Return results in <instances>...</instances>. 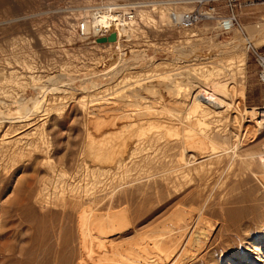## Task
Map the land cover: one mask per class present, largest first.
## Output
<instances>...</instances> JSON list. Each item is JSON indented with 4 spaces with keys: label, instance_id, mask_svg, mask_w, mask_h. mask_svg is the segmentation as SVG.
<instances>
[{
    "label": "rangeland",
    "instance_id": "1",
    "mask_svg": "<svg viewBox=\"0 0 264 264\" xmlns=\"http://www.w3.org/2000/svg\"><path fill=\"white\" fill-rule=\"evenodd\" d=\"M97 1L0 0V110L11 113L16 103L35 97L41 103L33 125L15 135L27 145L0 144V264H90L109 246L143 257L158 240L160 255H172L162 264H264V167L257 156L264 152V124L240 146L239 156L220 148L217 156L201 155L207 148L201 136L227 134L234 114L204 120L189 108L190 97L157 82L191 72L234 97L242 84L245 106L264 107L254 61V51H264V0H202L201 9L213 7L214 18L184 30L169 25L166 11L193 4L144 0L161 5L141 8L139 26L128 24L124 40L131 41L107 49L76 32V22ZM230 16L234 25L222 33L219 20ZM247 41L241 77L232 62ZM120 52H129L127 66L111 77L106 72ZM212 67L219 73L203 75ZM144 83L155 86L137 90ZM9 125L1 123L0 139L16 138ZM215 142L229 147V141ZM203 205L195 226L178 228L183 221L175 223L176 215L184 213L187 221ZM112 212L124 215V226L94 238L98 249L84 246L85 214ZM5 246L11 251L3 253ZM236 253L243 259H234Z\"/></svg>",
    "mask_w": 264,
    "mask_h": 264
},
{
    "label": "bare ground",
    "instance_id": "2",
    "mask_svg": "<svg viewBox=\"0 0 264 264\" xmlns=\"http://www.w3.org/2000/svg\"><path fill=\"white\" fill-rule=\"evenodd\" d=\"M114 1H106L105 3L103 4H94L92 6H90L89 8V14L88 15H91L93 17V22L94 23H99L101 26L106 24V21H105V17H106V13H107V10L109 9V7H111V5L113 4ZM155 1H149L148 3L144 4L143 7H150L151 9H154L155 6L157 5H161V4H154ZM173 3V1H172ZM176 3V2H175ZM178 3V2H177ZM167 4H170V3H167ZM174 10L176 11H182V10H177L176 7H173ZM170 9L172 8H168L166 13H167V20H168V23H169V11ZM189 9V8H188ZM183 10H186V9H183ZM86 15V16H88ZM85 16V17H86ZM132 23L134 22H130V23H121V26L119 25L117 27V35H118V41H120L121 39H124L125 37H129V33L131 32L130 30V27L128 26L131 25ZM113 36V35H112ZM264 40V39H262ZM120 42H117V38L115 39L114 41V44L116 46H118ZM251 42L250 41H247L246 42V47L243 49V51L241 52V54L235 58L234 62H232L234 65H235V72L238 74H240V76L242 77V75H244V66H245V61H246V49H247V46L250 44ZM113 44V45H114ZM235 48V47H234ZM129 52H124V53H118L117 54V57L115 59V61L117 62V64L111 68H109L110 70H108L106 72V74L110 73L111 74V77L117 73H119L120 71H118V66L119 67H125L126 65V62H127V59L129 58L128 55ZM142 57V56H141ZM136 59V58H135ZM141 59V58H139ZM187 62V61H186ZM230 65V64H229ZM127 66V65H126ZM231 66V65H230ZM224 67V66H223ZM200 69H202V67H200ZM229 69V68H228ZM196 70V69H194ZM218 70V69H217ZM215 67H212V68H209V69H205V70H202L203 72V75H209V74H212L214 73L215 71ZM238 70V71H237ZM223 71V70H222ZM122 72V71H121ZM218 72V71H217ZM219 73V72H218ZM105 74V75H106ZM193 73L189 72V75L187 77H182L181 75L177 74V76H175L172 80H168V81H157L158 83L160 82L162 85H165L169 90H173L175 94H179L182 99L186 98L188 99L187 97H190V101H191V104H190V107L191 110L193 109L195 111V113L198 112L199 115L197 116H200V118H203L204 120L207 119V118H215V121L216 122H219V121H222L223 119H228V117L231 116V113L234 114L232 115V122H230V126H231V129L229 130V132L225 135H217V134H213V135H209V134H205L203 136H201V143L200 144H203L205 143L206 144V149L204 147L205 150L203 151V149H198L200 150V154L203 155V154H206L207 156H211L212 154L214 155L215 154V150L216 149H221V152H224V153H228L229 152H233L236 155V156H239L238 154V151H239V148L240 146L245 143L244 141L247 140V138L250 136V134L252 133V131L255 130L256 127H260L262 124H264V107H261V108H257V107H247L245 106V104L243 103V85L241 84L240 88H239V91L237 93H239L238 96L234 97L233 95L236 93L234 92V94L230 93L228 94L226 88H223V86H221L219 83V85L221 86H218V85H215L214 87L210 86L208 83H206V80L204 78L203 79H199V78H195L192 76ZM230 75V74H229ZM110 76V75H109ZM239 76V75H238ZM239 76V77H240ZM205 77V76H204ZM233 77V76H232ZM240 77V78H241ZM171 79V78H169ZM114 80V79H113ZM158 80V79H157ZM214 80V79H213ZM218 80V79H217ZM216 80V82H218ZM231 80V79H230ZM154 82V80H153ZM151 83V81H150ZM149 83H144L143 86H141L139 89L137 90H144V91H151V89L154 88V86L156 85V82H155V85L153 87H151V84ZM154 84V83H153ZM225 85V84H224ZM157 86V85H156ZM136 86H134L135 88ZM136 87V88H137ZM157 89V88H155ZM163 89V88H162ZM135 90V89H134ZM131 91V90H130ZM153 91V90H152ZM155 91V90H154ZM161 90H159V93H160ZM135 92V91H134ZM142 92V91H141ZM157 91H155L156 93ZM144 93V92H142ZM158 93V92H157ZM158 93V94H159ZM163 93V91H162ZM169 93V91L167 92ZM140 94L141 96V93H138ZM145 94V93H144ZM161 94V93H160ZM163 95V94H161ZM237 95V94H236ZM130 96V95H129ZM160 96V95H159ZM132 99L135 98L136 96L135 95H132L131 96ZM142 97H146L147 96H142ZM160 97H164V96H160ZM170 97V96H169ZM238 97V98H237ZM42 98V97H41ZM145 98V99H146ZM152 98V96H151ZM43 99V98H42ZM101 99V98H100ZM130 99V100H132ZM140 99V97H139ZM142 99V98H141ZM141 99H140V102H141ZM160 99H163V98H160ZM166 99V98H165ZM179 99V96L178 98ZM99 100V99H98ZM97 100V101H98ZM135 100V99H134ZM137 100V99H136ZM144 100V99H143ZM180 100V99H179ZM42 101V100H41ZM103 101V100H102ZM150 101V100H149ZM163 101V100H162ZM185 101V100H184ZM15 102V101H14ZM19 102V101H17ZM101 102V101H100ZM134 102V101H133ZM139 102V101H137ZM160 102V101H159ZM166 103V102H164ZM17 104V109L15 111H11V113H7V112H2L0 110V127L1 126V123H3V121L7 120L8 122L10 121V132H14V131H17L16 134H14L13 136L16 137L15 135H19L20 133H22L27 127L28 125L30 124V121H31V115L34 114L35 112V109L37 107V105H41L40 103V100H39V97H35L33 99H27V100H22L21 102L19 103H16ZM151 104V103H150ZM161 105V104H160ZM16 106V105H15ZM153 106V104H152ZM162 106V105H161ZM165 106V105H164ZM186 106V104H185ZM188 106V105H187ZM9 107V106H8ZM13 107V106H12ZM163 107V106H162ZM121 108V107H120ZM157 108V106H156ZM171 108V107H170ZM114 109V108H113ZM142 109V108H141ZM147 109V108H145ZM155 109V108H154ZM153 109V110H154ZM164 109V107H163ZM188 109V108H187ZM117 110V109H116ZM115 110V111H116ZM150 110V109H149ZM152 110V108H151ZM173 110V108H172ZM190 110V109H189ZM120 111V110H119ZM124 111V110H123ZM132 111V110H131ZM141 111V110H140ZM143 111L144 108H143ZM142 111V112H143ZM157 112V110H155ZM165 111V110H164ZM163 111V112H164ZM128 112V111H127ZM133 112V111H132ZM161 112V114L163 113ZM193 112V111H191ZM113 113V112H111ZM116 113V112H115ZM145 113V112H143ZM165 113V112H164ZM163 113V114H164ZM43 114V113H42ZM147 111H146V114L144 115H147ZM159 114V113H158ZM39 115V114H38ZM128 115V114H126ZM133 115H136V114H133ZM132 115V116H133ZM140 115V114H139ZM121 116V115H119ZM143 116V114H142ZM153 116V115H152ZM155 116V115H154ZM171 116V115H170ZM36 117V116H35ZM141 117V116H140ZM173 117V116H172ZM120 118V117H118ZM147 118V117H146ZM176 118V117H175ZM130 119V118H129ZM136 119V118H135ZM163 119V118H162ZM230 119V118H229ZM118 120V119H117ZM124 120V119H123ZM179 120V119H178ZM198 120V119H197ZM121 121V120H120ZM133 121V119H132ZM150 121V120H149ZM174 121V120H173ZM210 121V120H209ZM214 121V122H215ZM32 122V121H31ZM145 122V121H144ZM212 122V121H211ZM115 123V122H114ZM126 123V122H125ZM209 123V122H208ZM36 124V123H35ZM111 124V123H110ZM113 124V123H112ZM116 124V123H115ZM118 124V123H117ZM116 124V125H117ZM139 124V123H138ZM144 124V123H143ZM207 124V123H206ZM33 124L29 125L32 126ZM199 124L197 123V126ZM211 125V124H210ZM16 126V127H15ZM193 129H195L197 126H193L191 125ZM190 126V127H191ZM200 126V125H199ZM198 126V127H199ZM204 126V124L202 125ZM15 127V128H14ZM112 127V126H111ZM151 127V126H149ZM207 127V126H206ZM205 127V128H206ZM24 128V129H23ZM113 128V127H112ZM136 128V127H135ZM201 128V127H200ZM203 128V127H202ZM217 128V127H216ZM215 128V129H216ZM220 128V127H219ZM118 129H120V127L118 126ZM157 129V128H156ZM191 129V128H190ZM192 129V130H193ZM204 129V128H203ZM208 129V128H207ZM226 129V128H225ZM258 129V128H257ZM260 129V128H259ZM19 130V131H18ZM205 130V129H204ZM217 130V129H216ZM222 130V129H221ZM114 132L115 129L113 130ZM137 131V130H136ZM201 131V130H199ZM228 131V130H227ZM40 132V130H39ZM113 132V134H114ZM120 132V131H119ZM161 132V131H160ZM178 132V131H177ZM191 132V130H190ZM220 132V131H219ZM6 133H8V131L6 130L5 133L2 135L4 136ZM38 133V132H37ZM188 133V132H187ZM198 133V132H196ZM42 134V133H41ZM117 134V133H116ZM26 135V134H25ZM99 135V134H98ZM115 135V134H114ZM113 135V136H114ZM156 135V134H155ZM198 135V134H196ZM39 136V135H38ZM41 136V135H40ZM39 136V137H40ZM116 136V135H115ZM199 136V135H198ZM37 137V136H36ZM42 137V136H41ZM194 137V136H193ZM192 139V137H190ZM189 138V139H190ZM196 137H194L195 139ZM199 138V137H198ZM198 138H196L197 142L200 140H198ZM22 136H18L16 138H6V137H1L0 139V144L3 145V144H9L12 140L13 141H16V147H17V143H22L24 145H27V141H22ZM98 139V138H97ZM102 139V138H101ZM111 139V137L109 138ZM188 139V138H187ZM192 139V140H194ZM25 140V138H24ZM29 140V139H27ZM37 140V139H36ZM45 140V139H43ZM216 140L218 141H221L223 143H229V147H220V146H217L216 145ZM35 141V140H34ZM123 141V140H122ZM190 141V140H189ZM195 141V140H194ZM37 142V141H36ZM185 142V141H184ZM200 142V141H199ZM203 142V143H202ZM136 143V142H135ZM190 143V142H189ZM193 144V143H192ZM196 144V143H195ZM12 145H13V142H12ZM11 145V147H12ZM111 145V144H110ZM114 145V144H113ZM129 145V144H128ZM194 145V144H193ZM21 146V145H20ZM35 146V145H34ZM95 146V145H94ZM108 146V145H107ZM192 146V145H191ZM199 147V145H197ZM8 147V146H7ZM5 147V148H7ZM19 147V146H18ZM97 147V146H96ZM121 147V146H120ZM137 147V146H136ZM160 147V146H159ZM186 147V146H185ZM201 147V146H200ZM9 148V147H8ZM7 148V150H8ZM21 148V147H20ZM28 148V147H27ZM26 148V149H27ZM126 148V146L124 147ZM135 148V147H134ZM23 149V147L21 148ZM97 149V148H96ZM101 149V148H100ZM155 149V148H154ZM166 149V148H165ZM4 150V149H3ZM6 150V149H5ZM6 150V152H7ZM14 150V148H13ZM12 150V151H13ZM9 151V150H8ZM17 151V149H16ZM23 151V150H22ZM111 151V150H110ZM113 151V150H112ZM150 151V150H148ZM152 151V150H151ZM158 151V150H157ZM193 151V150H192ZM192 151H190L189 154H191V157L194 156V153H192ZM15 152V151H14ZM12 152V153H14ZM142 152V150H141ZM144 152V151H143ZM220 152V151H218ZM220 152V153H221ZM108 153V152H107ZM160 154V153H158ZM199 154V153H198ZM218 154V153H216ZM215 154V155H216ZM9 155V154H8ZM96 156V155H95ZM149 156V155H148ZM178 156V155H177ZM198 156V155H197ZM217 156V155H216ZM228 156V155H226ZM232 156V155H231ZM230 156V157H231ZM259 160L261 161V165L264 167V152H261L259 154H257ZM99 157V156H98ZM144 157V156H143ZM159 157V156H158ZM190 157V156H189ZM204 157V156H203ZM222 157V156H221ZM252 157V156H250ZM164 158V157H163ZM168 158V157H166ZM217 158V157H216ZM234 158V157H233ZM254 158V156L252 157ZM251 158V160H253ZM157 159V158H156ZM161 159V158H160ZM219 159V158H218ZM221 159V158H220ZM257 160V159H256ZM143 161V160H142ZM146 161V160H145ZM209 161V160H208ZM100 162V161H99ZM190 162V161H189ZM187 162V163H189ZM192 162V161H191ZM190 162V163H191ZM251 162H254V161H251ZM141 163V160L140 162ZM148 163V162H147ZM186 165V164H185ZM232 165V164H231ZM183 166V165H182ZM200 167V166H199ZM178 168V167H177ZM180 168V167H179ZM230 168V167H229ZM125 169V168H124ZM149 169V168H148ZM187 169V168H186ZM213 174V172H211ZM61 184V183H60ZM213 193V192H212ZM81 210V209H80ZM190 210V209H189ZM203 210H204V205L200 208H198L197 210V215L198 216H192V217H188L189 220H185L184 217H182L181 214H184V213H181L179 215H176L175 219H176V222H181L183 221V223H179L177 224L178 228H181L183 226H189L190 224L196 222L198 220V218L201 216H203ZM192 211V210H191ZM192 214H195V213H192ZM124 216V215H123ZM123 216H121V214H118V213H115V212H112V213H107V214H100V215H95V213L93 214H90V213H86L85 216H84V225H83V228H82V233L84 234V246H87V245H90L91 247L92 246H95L96 249H98V245L96 246V240H99L98 238L102 236H106L107 234L111 233V232H115L117 230L120 229V226L122 225V222H123ZM197 217V218H196ZM200 217V218H201ZM173 219V220H175ZM172 220V219H171ZM202 219H200L199 221H201ZM96 222V223H95ZM94 223V226L96 227V231L93 232L92 234V230H91V227L90 225H92ZM180 224L182 226H180ZM197 224V222L194 224V226ZM200 223H198L199 225ZM124 226V225H122ZM191 227V228H195V227ZM93 227V226H92ZM94 227V229H95ZM61 228V227H60ZM185 228V227H184ZM182 229V228H181ZM190 229V228H189ZM188 230V228H187ZM191 230V229H190ZM59 231V230H58ZM184 231V230H183ZM193 231V230H192ZM188 232V231H187ZM60 234V233H59ZM191 235V234H190ZM156 238V237H155ZM65 239V238H64ZM262 239V238H261ZM156 240V239H154ZM157 241V240H156ZM262 241V244H264V236H263V239L261 240ZM161 242V241H160ZM160 242L159 240L155 243H159V246H160ZM143 243V242H142ZM95 244V245H94ZM155 245V246H154ZM153 250L152 251H146V255L143 254L144 256L141 257V255L139 254H133L131 250L128 251V253H126L127 251L125 250H121V248L119 249L118 246L115 247H106L102 253V255H96V257L92 260V262L90 264H160V260L162 257L165 258L168 257L171 255L170 254L169 256L167 255L166 251L165 252V256H161L158 251H159V246H157L156 244L153 243ZM256 246V245H255ZM6 248H4L5 250H2L3 253L4 251L7 250V252H10L11 251V247L10 246H5ZM250 247H253V242L251 243V246ZM63 249V248H62ZM161 249V248H160ZM167 250V249H166ZM162 251V249H161ZM171 252V251H170ZM137 253V252H136ZM163 253V251H162ZM61 256V255H60ZM172 256V255H171ZM237 257H241L242 258V255H240V253H236L234 254V259H236ZM57 258V257H56ZM137 258V260H135ZM140 258V259H139ZM139 259V260H138ZM177 258H175L174 260H176ZM243 259V258H242ZM164 260V259H162ZM179 260V258L177 259ZM163 262V261H162ZM56 263V262H55ZM177 263V262H176ZM162 264V263H161ZM173 264V263H172ZM175 264V263H174ZM232 264V263H231ZM246 264H253V263H246Z\"/></svg>",
    "mask_w": 264,
    "mask_h": 264
},
{
    "label": "built area",
    "instance_id": "3",
    "mask_svg": "<svg viewBox=\"0 0 264 264\" xmlns=\"http://www.w3.org/2000/svg\"><path fill=\"white\" fill-rule=\"evenodd\" d=\"M107 0H98L95 4H103ZM178 4H193L192 8L176 11L174 8L169 11V25L177 30L190 29L203 20L214 18V8L209 7L207 11L201 9L202 0H178ZM146 1L144 0H114L113 4L107 10L105 17L106 24L100 25L93 22V17L88 15L80 18L76 22V32L80 37H85L92 44L106 46L114 44L115 39L123 45L125 42L129 43L132 38L118 41L117 27L121 23L134 22L135 26H139L138 13L143 8ZM234 17H222L219 20L218 28L222 33L228 32L234 25ZM113 35V38L111 36ZM106 38L104 42H98L99 38ZM107 49V48H106ZM254 61L257 66L258 81L264 84V51H254Z\"/></svg>",
    "mask_w": 264,
    "mask_h": 264
},
{
    "label": "water",
    "instance_id": "4",
    "mask_svg": "<svg viewBox=\"0 0 264 264\" xmlns=\"http://www.w3.org/2000/svg\"><path fill=\"white\" fill-rule=\"evenodd\" d=\"M111 38H113V36H111ZM97 41L98 42H104V41H106V38L102 37V38L97 39Z\"/></svg>",
    "mask_w": 264,
    "mask_h": 264
}]
</instances>
